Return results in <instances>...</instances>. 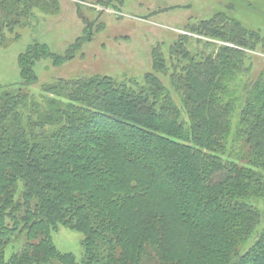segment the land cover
Returning a JSON list of instances; mask_svg holds the SVG:
<instances>
[{"label":"trees","instance_id":"obj_1","mask_svg":"<svg viewBox=\"0 0 264 264\" xmlns=\"http://www.w3.org/2000/svg\"><path fill=\"white\" fill-rule=\"evenodd\" d=\"M188 33L227 43L191 56L181 34L140 82L59 80L33 95L37 61L72 57L41 44L18 57L21 82L0 86V264H264L252 205L264 200V78L240 107L229 88L264 40L223 14ZM59 227L81 236L79 261L52 244Z\"/></svg>","mask_w":264,"mask_h":264},{"label":"rangeland","instance_id":"obj_2","mask_svg":"<svg viewBox=\"0 0 264 264\" xmlns=\"http://www.w3.org/2000/svg\"><path fill=\"white\" fill-rule=\"evenodd\" d=\"M13 2L12 5L7 3L0 15V86L21 82L17 59L29 46L45 45L52 56L72 57L60 65H54L50 58L37 61L33 67L37 80L23 90L33 95L39 93L42 85L59 80L100 76L117 82H140L152 70L154 50L167 57L170 46L181 34H190L193 29L199 32L201 23L216 14L234 18L245 29L258 32L264 40V0ZM195 35L190 34L192 39L186 45L191 56L207 57L221 46L218 42L227 43L221 36L200 38ZM206 41L213 44L206 45ZM256 47L254 51H247L241 62L244 74L230 82L229 88L237 90L239 107L244 88L259 77L264 78V49L258 44ZM237 118L235 114L233 126ZM252 205L259 211L263 227L264 200L258 199ZM81 239L78 233L64 227L51 235L54 247L77 261L82 256ZM254 240L243 251L250 248Z\"/></svg>","mask_w":264,"mask_h":264}]
</instances>
